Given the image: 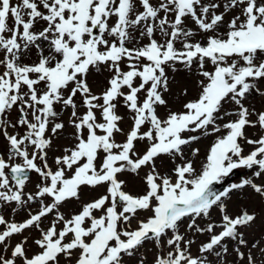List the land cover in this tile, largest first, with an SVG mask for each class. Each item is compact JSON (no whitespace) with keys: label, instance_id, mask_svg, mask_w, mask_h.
<instances>
[{"label":"snow or ice","instance_id":"obj_1","mask_svg":"<svg viewBox=\"0 0 264 264\" xmlns=\"http://www.w3.org/2000/svg\"><path fill=\"white\" fill-rule=\"evenodd\" d=\"M220 7L202 0H160L158 6L152 0H0V51L4 52L0 65L5 69L0 72V136L9 144L7 159L0 155V202L23 206L39 198L38 210L29 212L22 222L0 214V264H59L61 256L72 260L74 252V264H122L123 256H132L146 240L159 242L169 230L173 232L167 240L170 250L158 255L154 264H210L212 253L220 256L218 248L228 252L226 239L247 246L238 229L254 222L256 216L247 210L230 215L224 198L233 189L245 186L264 197V184L249 178L219 193L213 190V184L240 167L255 166L258 170L254 176H264V134L252 139L245 133L247 127L264 130V111L256 112L243 103L253 92L264 95L257 86L264 80V0H227L224 12L217 11ZM238 7L240 14L230 20L228 30L218 33L225 13ZM189 17L199 30L212 35L204 42H192L194 33L184 27ZM38 21L46 26L36 32L33 28ZM142 23L145 27L140 35H147L150 42L127 47L130 31ZM157 29L167 37L164 43L152 38ZM181 38L183 47L178 49L175 43ZM38 41L48 42V55ZM31 46L39 50L38 61L21 63L23 52ZM125 60L127 70L121 67ZM206 61L214 65V70H204ZM176 63L188 69L198 64L207 83L201 82L200 94L185 103L183 111L169 112L161 118L156 106L166 101L160 89L167 90L166 68L175 71ZM100 65H107L112 76L107 89L95 95L86 77L91 68L99 69ZM70 85L74 86L65 97ZM141 92L145 93L142 100ZM78 93L86 108L82 115L77 114L74 100ZM118 98L134 113L133 125L122 143L115 140V134L122 132L118 125L122 117L115 103ZM228 100L238 108L225 116L236 118L221 125L217 121L222 119L220 112ZM59 103L73 110L71 122L78 142L65 149V155L55 158L54 170L47 161L46 150L52 143L47 133L51 119L58 116L54 105ZM14 107L20 115L12 122L8 113ZM97 111L102 122L97 119ZM145 125L148 129L141 131ZM17 126L25 127L26 132L21 135L9 131ZM63 127V123H55L51 132ZM198 131L204 135L225 134L216 135L199 171L192 160H185L175 165L174 179L162 175L156 160L162 155L173 160L183 158L182 146L200 138L184 134ZM145 140L149 142L146 150L137 153L136 142ZM241 140L253 146L247 154ZM198 151L193 150V155ZM143 167L150 169L144 177L146 192L133 195L125 191L119 174L136 173ZM73 168L71 175H66ZM30 170L39 174L43 183L25 199L23 190ZM104 184L107 194L85 203L70 218L59 211L63 202L79 198L82 186ZM45 197L51 202L46 203ZM214 206L222 213L221 222L197 227V231L210 236L200 245L199 255L193 256L192 241L181 246L184 237L177 231L178 222L192 216L188 225L192 228L195 218L208 216ZM95 210L103 214L96 216ZM140 210H150L152 215L132 229L131 221ZM54 211L55 219L42 228L43 219ZM33 228L40 233L34 241L39 251L29 256L28 237L10 242L15 235ZM235 251L241 260L245 259L244 252L239 248ZM247 264H256L251 252Z\"/></svg>","mask_w":264,"mask_h":264},{"label":"rangeland","instance_id":"obj_2","mask_svg":"<svg viewBox=\"0 0 264 264\" xmlns=\"http://www.w3.org/2000/svg\"><path fill=\"white\" fill-rule=\"evenodd\" d=\"M18 2V0H13V3ZM153 4L158 6L160 0H152ZM215 2L221 5L218 12H224L223 5L227 2V0H202V3H210ZM137 9L142 10L139 4H137ZM240 14V8L232 9L225 13L224 22L217 29L218 33H225L227 29V25L230 20ZM163 15V13H161ZM115 21V17L112 18V22ZM10 26L12 25V20L9 21ZM46 26L42 21H38L34 24L33 31H40L42 28ZM144 23H142L139 27L130 31V40L126 42V46L129 48L143 46L150 42V38L147 35L141 36V31L144 30ZM185 29H191L194 33V36L191 38L192 42H204L206 40V36L212 35L211 32L204 33L198 29V26L195 25L193 20L189 17L185 19L184 22ZM158 42L164 43L167 39L159 29H157L153 37ZM111 39V38H109ZM183 38L176 41L175 46L178 49L183 47L182 43ZM40 47L44 49V54L48 55V42L46 41H38ZM39 50L35 46H31L28 50L23 52L21 57V63L31 64L38 61ZM4 52L0 51V59H3ZM127 61L125 60L121 67L124 70H127ZM5 69L3 65H0V72H3ZM204 70L212 71L214 70V65L211 64L210 61H206ZM166 74L168 78V87L165 91L163 87H161L160 91L163 98L166 101L165 105H157V112L161 118H166L169 112L173 111H183V105L190 100L196 99L202 90V84L207 83L205 77L201 75V70L199 69L198 64L193 63L191 69L186 68L182 63L175 64V71L172 70L171 67L166 68ZM112 76V72L109 70L107 65H100L99 69L91 68L89 73L87 74V83L95 95H101L109 86L108 81ZM139 80L135 83L138 85ZM74 85H70L69 89L65 90V97L70 94V88ZM257 86L260 87L261 91L264 92V80H261L257 83ZM40 87H43L41 85ZM27 91V89H24ZM127 92V89H124ZM141 100L143 99L145 93L141 92L140 94ZM75 103L77 105V114L82 115L86 108L83 104L82 96L78 93L76 97H74ZM102 103V101H100ZM115 103L117 104V114L122 117V120L118 122L119 127L122 129V132L115 134V140L117 142H123L126 139V134L130 131L133 125V116L134 113L129 110L122 98H118ZM243 103L245 106L250 109H254L256 112L264 111V95H260L258 93L253 92L250 94ZM55 111L58 113V116L52 118L49 124V130L47 136L51 139V146L46 150L47 151V161L50 167L54 170L57 165L55 164V158L58 156L65 155V149L73 148L77 140V130L72 124V108L65 107L62 103L54 105ZM238 106L232 102L231 100L225 101L223 104V108L220 112V116L222 119H219L217 123L223 124L228 120H233L235 116H225V113H233L237 110ZM19 112L14 107L9 113L8 118L15 122L19 118ZM31 119V116H29ZM255 119V116L252 117ZM97 119L102 122V118L100 117L99 111H97ZM55 123H63V129L58 130L56 133L51 132V127ZM149 125L142 126L141 131H146ZM10 132L14 134H24L26 132L25 127L17 126V128L12 129L9 128ZM245 133L249 138L255 139L259 135L264 134V130L259 127H247L245 129ZM84 134L86 135V129L84 130ZM225 134L223 131L219 134L213 135H204L202 132L198 131L196 133H185V136L197 135L200 138L196 141L191 142L188 145L182 146L183 150V158L177 156L175 160L173 158L162 155L156 160V165L158 171L162 175L172 176L174 179L173 169L176 164L182 163L185 160H192L194 167L199 171L202 165L206 162V156L208 154L209 148L211 144L215 141L216 135ZM148 141H137L136 142V151L139 154H142L148 145ZM244 153L247 154L253 148L252 145L246 144L243 140L240 141ZM198 149V153L193 155V150ZM9 151L8 141L0 136V155L5 156L7 159V153ZM104 155L103 152L100 153V158ZM98 158L97 164L101 162V159ZM16 162H20L17 160ZM258 170L255 166L251 169L247 167H240L237 169H233V171L229 174L232 179L227 184V188H230L232 184H238L244 179H253L257 184H264V176L255 177L254 172ZM73 170L66 171V175H71ZM150 171L148 167H143L138 172H124L119 174L118 178L125 182L124 190L133 194V195H142L146 192L147 187L144 180L146 173ZM236 171V173H234ZM228 174V175H229ZM29 181L26 182L24 193L25 199L27 198L28 193L35 194L37 191V185L42 184V178L39 174L32 171V175L29 177ZM225 178V177H224ZM224 180V179H222ZM220 180L219 182H222ZM107 185H99L96 187L90 186H82L79 190V198L69 199L62 203L59 207V211L62 212L65 218H70L71 215L78 213L82 206L85 203L92 202L93 200L99 198L101 195H105ZM226 188V189H227ZM46 203H50V198H43ZM224 203L227 206V211L230 215L235 216L241 213L242 210H247L249 213H254L256 219L254 222L247 226H240L239 232L243 234V238L247 240V246L239 245L236 240L226 239L224 244L228 247V252L224 253L222 249L218 248L221 254L218 257L215 252L212 253L211 256L208 257L210 264H247V255L249 252L254 256L256 264H264V197H261L257 194L250 186H245L243 189H233L227 198H224ZM39 208V198L24 204L23 206L12 202L10 204H4L0 202V214H3L6 219L15 220L17 222H22L27 218L29 212L35 213ZM15 209V211H13ZM102 210H95L94 215L99 216L102 215ZM152 215L150 210H140L137 215L132 219L130 228L134 229L137 227L138 222L148 216ZM222 218V213L219 208L214 206L210 209V213L208 216H204L203 214L199 217L195 218V226L189 228L188 225L192 222L193 217L188 216L182 218L181 221L178 222V229L180 235L184 237V242H181V246L185 245V242L192 241L190 245V252L193 256L199 255V247L202 243L207 242L210 234L207 232H199L197 231V227L199 228H207L209 223L220 224ZM55 219V211L49 214L46 218L43 219L41 227L47 228L50 225V222ZM63 225H58V227H62ZM3 226H0L2 228ZM128 227L127 225H121V228ZM220 229L218 228L217 231ZM173 232L169 230L166 235H164L159 242L155 239L146 240L142 246H140L132 256H123L122 264H140V261L143 260L144 264H154L155 258L158 255L166 254L167 251L170 250V246L167 244V240L172 238ZM23 237H28V244L26 245L28 255L31 256L39 251L38 247L35 245V239L40 237V233L37 229L33 228L30 230H26L22 235H15L10 243L14 244L15 242H19ZM69 237L68 239H70ZM257 242H259L257 244ZM257 244V247L253 248L252 245ZM239 248L240 251L245 253V259L241 260L237 255L235 249ZM76 253L74 252L73 259L69 260L68 258L61 256L59 258V264H74V258ZM19 264V262H18Z\"/></svg>","mask_w":264,"mask_h":264},{"label":"water","instance_id":"obj_3","mask_svg":"<svg viewBox=\"0 0 264 264\" xmlns=\"http://www.w3.org/2000/svg\"><path fill=\"white\" fill-rule=\"evenodd\" d=\"M28 175H30V171L28 172ZM222 187H223V184L222 185H219L217 182H214V184H213V190L215 192L220 191L222 189Z\"/></svg>","mask_w":264,"mask_h":264}]
</instances>
